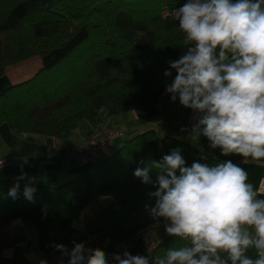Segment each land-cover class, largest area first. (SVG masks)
<instances>
[{
	"label": "trees",
	"instance_id": "16d2710c",
	"mask_svg": "<svg viewBox=\"0 0 264 264\" xmlns=\"http://www.w3.org/2000/svg\"><path fill=\"white\" fill-rule=\"evenodd\" d=\"M183 2L0 0V74L30 60L40 63L32 78L0 93V126L8 127L14 143L37 136L65 144L81 123L96 125L99 117L128 113L156 122L160 133L151 127L131 134L90 175L54 187L34 186V203L23 197V188L15 200L1 194L0 231L26 220L37 231L38 251L59 255L53 245L71 249L72 241L83 242L72 229L81 212L95 199L112 196L94 220V236L103 249L104 242L128 243L153 223L145 206L154 204L147 196L154 189L133 176L140 161L160 160L176 148L188 167L194 161L242 159L210 150L204 137L199 143L187 139L180 130L189 127L190 109L164 94L165 83L175 76H164L168 61L185 51L179 22L168 13ZM101 125L108 127L100 123L93 132ZM156 243L150 264L179 246L170 236Z\"/></svg>",
	"mask_w": 264,
	"mask_h": 264
},
{
	"label": "clouds",
	"instance_id": "9594fccd",
	"mask_svg": "<svg viewBox=\"0 0 264 264\" xmlns=\"http://www.w3.org/2000/svg\"><path fill=\"white\" fill-rule=\"evenodd\" d=\"M168 15L179 22L185 51L168 61L164 76H175L164 94L193 114L191 127L180 131L193 143L206 138L210 150L239 156L241 164L264 163V0H184ZM4 164L0 158V169ZM133 176L154 189L147 193L153 223L144 238L158 237L163 226L179 243L151 264H264V189L254 188L245 168L231 160L188 167L176 148L140 161ZM20 181L23 197L34 203L35 178L22 170L8 196L19 198ZM72 244L53 245L56 264H150L127 250L109 258Z\"/></svg>",
	"mask_w": 264,
	"mask_h": 264
},
{
	"label": "crops",
	"instance_id": "0c3cea01",
	"mask_svg": "<svg viewBox=\"0 0 264 264\" xmlns=\"http://www.w3.org/2000/svg\"><path fill=\"white\" fill-rule=\"evenodd\" d=\"M39 68V61L34 59L17 67L6 69L0 74V93L29 80L38 72ZM97 121V124L105 123L121 130H123L121 127L127 126L128 130H123V132L128 131L132 135L139 133V128L150 126V122L141 120L135 115L129 117L127 114L110 119L99 117ZM154 124L157 125V123ZM96 125L79 124L65 144L60 140L37 136H22L17 140V143H14L8 127L1 125L0 158L4 159L5 164L0 169V195L8 193L21 170L27 173L28 177L35 178V184L32 186L49 187L68 183L79 177L80 174L91 171L94 164L62 168L58 163L63 149L79 143L82 138L95 130ZM24 158H27L26 164L23 163ZM241 160L236 164L245 168L249 174V182L253 184L255 189H258L259 182L264 179V163L241 164ZM50 161L53 165H48ZM24 185L25 181H20V188H24ZM260 198H264V195H261ZM113 200L114 197H109V199L97 198L81 212L72 223V229L76 232L79 240L94 235V220L97 214ZM150 228L142 231L132 242L113 245L104 242L102 243L104 250L108 248L110 252L121 253L127 250L132 255H136L148 243L159 242L168 237L164 233L163 226H161L158 230V237L152 233L148 239H145V234ZM59 256L60 254L45 255L38 251L37 231L26 220H15L0 231V264H40L41 260H47L48 264H56V258Z\"/></svg>",
	"mask_w": 264,
	"mask_h": 264
},
{
	"label": "built area",
	"instance_id": "2783aa9c",
	"mask_svg": "<svg viewBox=\"0 0 264 264\" xmlns=\"http://www.w3.org/2000/svg\"><path fill=\"white\" fill-rule=\"evenodd\" d=\"M192 115V111L190 110L187 121L189 127H191V124L193 123ZM122 136L123 135L120 131H113L106 126L101 125L96 131L84 137L78 144L64 148L58 165L62 168H69L97 164L113 154L114 142ZM48 165L53 164L50 161L48 162ZM258 189H264V179L259 182ZM82 243L88 248H99L103 250L109 258L111 257V254H113L104 250L100 246L97 237L94 235L86 237ZM157 245L156 242L148 243L136 255L145 256L150 259V255L157 248Z\"/></svg>",
	"mask_w": 264,
	"mask_h": 264
},
{
	"label": "rangeland",
	"instance_id": "374dc122",
	"mask_svg": "<svg viewBox=\"0 0 264 264\" xmlns=\"http://www.w3.org/2000/svg\"><path fill=\"white\" fill-rule=\"evenodd\" d=\"M125 115V114H124ZM127 115H129V117H132V116H134V114H131V113H128ZM154 123H156V122H150V126H148V127H146V128H154L155 130H156V132H157V134L159 135L160 133H159V131L157 130V125L156 124H154ZM141 125V124H140ZM108 127H110L109 129H111V130H113V131H120L124 136L121 138V139H119V140H117L116 142H115V149H117V148H119L121 145H123V143H124V141H126V140H128V138L130 137V134L131 133H129L128 131H125V132H123V130H128V127L126 126H124V127H121L123 130H121V129H117V128H115V127H111V126H108ZM146 128H139L138 129V132H140V131H143L144 129H146ZM86 137V136H85ZM83 139V138H82ZM81 139V140H82ZM80 140V141H81ZM78 144V143H77ZM100 164V162L99 163H97V164H94L93 165V167H92V170L91 171H89V172H87V173H83V174H80L79 175V177H81V176H87V175H90L94 170H95V168L98 166ZM109 197H112V196H105V199H109ZM146 230V229H145ZM144 231V230H143ZM141 233V232H140ZM140 233H138L135 237H137ZM135 237H134V239H135ZM134 239L132 240V241H134ZM131 241V242H132ZM110 252V251H109ZM111 253H116L115 251L114 252H111Z\"/></svg>",
	"mask_w": 264,
	"mask_h": 264
}]
</instances>
